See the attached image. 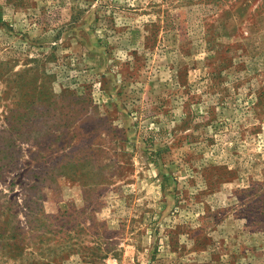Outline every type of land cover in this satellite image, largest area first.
Returning a JSON list of instances; mask_svg holds the SVG:
<instances>
[{"label":"rangeland","instance_id":"1","mask_svg":"<svg viewBox=\"0 0 264 264\" xmlns=\"http://www.w3.org/2000/svg\"><path fill=\"white\" fill-rule=\"evenodd\" d=\"M0 264H264V0H0Z\"/></svg>","mask_w":264,"mask_h":264}]
</instances>
